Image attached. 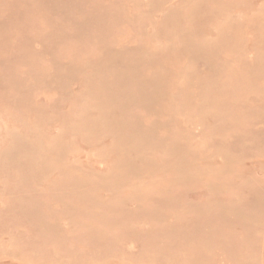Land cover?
<instances>
[{
  "label": "rangeland",
  "instance_id": "1",
  "mask_svg": "<svg viewBox=\"0 0 264 264\" xmlns=\"http://www.w3.org/2000/svg\"><path fill=\"white\" fill-rule=\"evenodd\" d=\"M0 264H264V0H0Z\"/></svg>",
  "mask_w": 264,
  "mask_h": 264
}]
</instances>
